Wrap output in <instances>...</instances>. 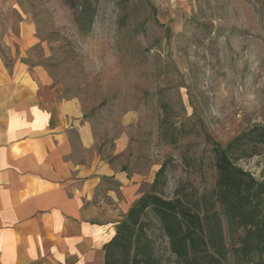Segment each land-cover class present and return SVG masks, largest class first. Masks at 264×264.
Listing matches in <instances>:
<instances>
[{
  "label": "rangeland",
  "instance_id": "rangeland-1",
  "mask_svg": "<svg viewBox=\"0 0 264 264\" xmlns=\"http://www.w3.org/2000/svg\"><path fill=\"white\" fill-rule=\"evenodd\" d=\"M22 19L38 38L25 61L81 101L107 150L129 136L124 162L143 192L165 166L157 193L198 212L212 253L222 240L225 264H264L254 245L249 259L233 251L264 240L221 206L214 152L250 133L232 163L264 183V0H0V29ZM256 211L264 221V200ZM149 227L156 257L175 264L152 217Z\"/></svg>",
  "mask_w": 264,
  "mask_h": 264
},
{
  "label": "crops",
  "instance_id": "crops-1",
  "mask_svg": "<svg viewBox=\"0 0 264 264\" xmlns=\"http://www.w3.org/2000/svg\"><path fill=\"white\" fill-rule=\"evenodd\" d=\"M37 45L31 21L0 29V264H105L144 179L126 168L129 136L107 150L81 101L25 61Z\"/></svg>",
  "mask_w": 264,
  "mask_h": 264
},
{
  "label": "trees",
  "instance_id": "trees-1",
  "mask_svg": "<svg viewBox=\"0 0 264 264\" xmlns=\"http://www.w3.org/2000/svg\"><path fill=\"white\" fill-rule=\"evenodd\" d=\"M250 136V133L243 134L225 148L216 145V166L220 172L216 194L221 206L231 210L233 221L238 217L239 224L245 229L254 228V231H249L251 235L264 240V221L259 219L260 211H256L263 204L264 183L253 188L252 181L246 179L248 175L232 163L234 153L249 143ZM259 142L264 143V132ZM165 170L166 167L162 166L156 174L152 192L138 199L118 225L115 237L105 246V264H163L156 257L155 242L149 232L151 217L168 240L170 253L176 257L175 264H225L227 261L229 251L225 242L221 240L218 246L212 245L215 252H211L202 218L191 205L182 198L169 200L157 193L165 178ZM247 240L233 251L243 259L250 258L251 249L262 256L263 243L253 244L249 239L248 245ZM250 245L254 247L249 249Z\"/></svg>",
  "mask_w": 264,
  "mask_h": 264
}]
</instances>
